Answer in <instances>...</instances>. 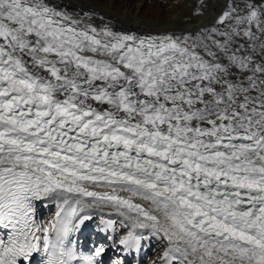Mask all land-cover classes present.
I'll use <instances>...</instances> for the list:
<instances>
[{"label": "snow or ice", "instance_id": "1", "mask_svg": "<svg viewBox=\"0 0 264 264\" xmlns=\"http://www.w3.org/2000/svg\"><path fill=\"white\" fill-rule=\"evenodd\" d=\"M68 7L0 0V264H103L116 239L264 264V0L164 31ZM97 215L112 244L84 254Z\"/></svg>", "mask_w": 264, "mask_h": 264}, {"label": "bare ground", "instance_id": "2", "mask_svg": "<svg viewBox=\"0 0 264 264\" xmlns=\"http://www.w3.org/2000/svg\"><path fill=\"white\" fill-rule=\"evenodd\" d=\"M122 1L124 2L122 3ZM130 1L132 0H62L63 3L69 5L67 10L70 13L76 15L77 19H83L85 23H88L90 21L84 14L90 12L93 14V21L91 22L99 23L98 17L103 16L105 20L111 19L112 22L117 25V27L130 29L133 31H145L148 29L164 31L185 26H199L202 23L209 22L215 12L219 10L218 7H215L218 0H204V3L209 7L208 9L204 10V17H199L194 16L193 13L198 7L203 10V6L200 5V0H161L160 2L167 1V4H169V6L165 4H159V10L156 13H149L144 15L139 13L138 11L130 10L128 7ZM147 1L148 0H138L139 7L144 5ZM219 2H222V0H219ZM52 210H55V208L47 207L43 214L45 212L48 214ZM96 211L97 213H99V210ZM44 220H47V218H45ZM96 221H98V223H96ZM93 226H99V228L103 227L99 219V215H97L91 222L87 223L86 227H84L82 231L74 234V242L76 239L78 240V235H81V237H87V234L90 235L89 233L95 229V232H98L99 235H101L99 239L105 240L103 234L98 231L99 228L96 227L94 229ZM116 240L117 241L112 246L117 247L118 250H120L118 253H122L121 257H124L125 261H127L128 256H136V258L139 257V259H137L139 260L140 264H142L143 260L146 259V254L143 251V249L145 248L147 251L154 252L155 257H150V259L148 260V264H151V261L155 259L161 251L158 242L153 241L150 245H146L140 253L133 252L131 254H128L122 249V246H119L118 239ZM102 261L105 264V260L102 259ZM131 262H133V259L130 262L128 261V264H132Z\"/></svg>", "mask_w": 264, "mask_h": 264}, {"label": "rangeland", "instance_id": "3", "mask_svg": "<svg viewBox=\"0 0 264 264\" xmlns=\"http://www.w3.org/2000/svg\"><path fill=\"white\" fill-rule=\"evenodd\" d=\"M161 0H148L144 5H142L141 7H139V5H138V0H132V1H130L129 2V9L130 10H132V11H138L139 13H141V14H144V15H146V14H149V13H156L158 10H159V4H165V5H167V6H169V4H167V1H164V2H160ZM124 1H122V3H123ZM54 211L55 210H52V212L53 213H51V215H53L54 214ZM46 216H48V214L45 212L44 214H43V216H42V218L43 219H45V218H47L48 219V217H46ZM96 223H98V221H96ZM101 226V225H100ZM96 231V229L95 230H92V232H90L89 234H94L95 236V238H97V239H99L100 238V236L101 235H99V233L98 232H95ZM98 236V237H97ZM79 237H81V235H78L77 236V238L79 239ZM84 237H86V236H84ZM87 237H89V235L87 234ZM73 239H75V238H73ZM100 240V239H99ZM77 241V239L75 240V242ZM102 241H105V240H102ZM120 250H118V252H119ZM143 251L145 252V254H146V259H149L151 256H152V258L153 257H155V255H154V252L153 251H147L145 248L143 249ZM119 254V253H118ZM121 255H122V253L120 254V256L119 257H121ZM145 260H143V262H144ZM142 262V263H143ZM147 262V264H148V260L146 261ZM143 264H145V263H143Z\"/></svg>", "mask_w": 264, "mask_h": 264}]
</instances>
